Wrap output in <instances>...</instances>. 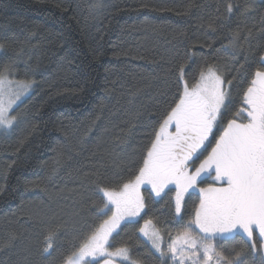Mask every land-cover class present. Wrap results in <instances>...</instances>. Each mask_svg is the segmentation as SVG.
I'll use <instances>...</instances> for the list:
<instances>
[{
    "label": "trees",
    "instance_id": "16d2710c",
    "mask_svg": "<svg viewBox=\"0 0 264 264\" xmlns=\"http://www.w3.org/2000/svg\"><path fill=\"white\" fill-rule=\"evenodd\" d=\"M228 4L240 7L229 15ZM236 32L241 39L228 46ZM261 56L264 0H0V74L32 85L12 127H0V264H64L108 218L96 185L134 170L179 66L190 78L204 62L216 65L238 103ZM141 190L145 208L109 243L135 264H171L140 228L151 220L165 239L177 233L175 193ZM185 201L187 220L198 200ZM52 223L60 235L45 252ZM216 244L227 255L242 240ZM261 252L241 259L264 264Z\"/></svg>",
    "mask_w": 264,
    "mask_h": 264
},
{
    "label": "snow or ice",
    "instance_id": "6c2138e0",
    "mask_svg": "<svg viewBox=\"0 0 264 264\" xmlns=\"http://www.w3.org/2000/svg\"><path fill=\"white\" fill-rule=\"evenodd\" d=\"M234 7L240 6L228 4L226 12L231 15ZM240 39L234 33L228 46ZM177 73L175 91L157 114L134 170L119 183L96 185L99 206L108 218L81 238L64 264H101V257L102 264H116L115 258L129 261L128 249L114 247L109 238L122 221L145 208L142 187L161 199L175 193L180 230L166 252L158 229L148 230L151 220L140 228L152 247L162 257L170 254L174 264H246L241 259L246 250L264 249V56L240 85L238 103L225 90L226 84L231 89L232 80L225 81L214 64L204 62L190 78L183 65ZM6 84L11 81L0 74V127L11 128L16 119L12 105L31 85L21 82L12 92ZM186 194L198 200L187 220L180 215ZM60 227L47 225L45 252L59 238ZM236 235L242 240L239 250L227 255L216 250V241Z\"/></svg>",
    "mask_w": 264,
    "mask_h": 264
},
{
    "label": "rangeland",
    "instance_id": "374dc122",
    "mask_svg": "<svg viewBox=\"0 0 264 264\" xmlns=\"http://www.w3.org/2000/svg\"><path fill=\"white\" fill-rule=\"evenodd\" d=\"M7 80H10L11 81V84L10 85H5V88H9L10 87V90L12 91V92H15V91H17L18 89H17V85L19 84V83H21V82H17V81H14V80H12V79H10V78H8V77H5ZM31 85V84H30ZM31 90H32V85H31V87L30 88H28L26 91H24V92H22L21 94H20V96H19V98L18 99H16L15 100V102L13 103V105H12V109L18 104V103H20L23 99H25L26 98V96L28 95V94H30V92H31ZM226 90V89H225ZM153 228V226L151 227V226H149V231H151V229ZM159 235L162 237V241H161V247H163V249L165 250V252H166V250H167V245L170 243V241H171V239L172 238H175V236L177 235V233H175V234H172L170 237H168V239H165L164 237H163V233H161V232H159ZM216 250H217V244H216ZM260 251H262L261 253L263 254L264 253V249H259ZM166 255H168V257H169V255L170 254H166ZM264 256V254L262 255V259L264 258L263 257ZM115 260H118V261H120L121 263H125L126 262V264H131L130 262H128V261H122V260H120L119 258H115ZM130 260V259H129ZM171 260V259H170ZM135 264V263H134ZM171 264H174V262L171 260ZM213 264H214V262H213Z\"/></svg>",
    "mask_w": 264,
    "mask_h": 264
},
{
    "label": "flooded vegetation",
    "instance_id": "af4514ba",
    "mask_svg": "<svg viewBox=\"0 0 264 264\" xmlns=\"http://www.w3.org/2000/svg\"><path fill=\"white\" fill-rule=\"evenodd\" d=\"M209 182L212 183L211 180H209ZM170 187H172V186H170ZM141 191H142V190H141ZM165 191H167V189H165ZM142 195L144 196L143 193H142ZM152 195H153V197H154L155 199H160V197H156L154 193H153ZM186 197H188L187 194L185 195V198H186ZM183 208H184V206H183L182 209H181V214H182ZM181 214H180V215H181ZM181 216H182V215H181ZM123 224H124V223L120 224V227H121ZM143 226H144V225H143ZM150 226H151V225H150ZM120 227H118L117 230H118ZM115 232H116V231H115ZM115 232H113L112 234H115ZM145 237H146V236H145ZM146 240L149 242L150 246L152 247V243H151V241H150L147 237H146ZM152 248H153V247H152ZM162 248H163V247H162ZM153 250H154V251H155V252H156V253L162 258V256L160 255V253L157 252L155 248H153Z\"/></svg>",
    "mask_w": 264,
    "mask_h": 264
}]
</instances>
